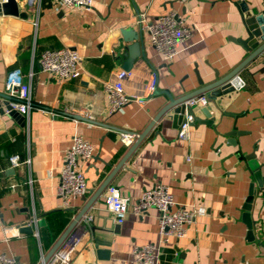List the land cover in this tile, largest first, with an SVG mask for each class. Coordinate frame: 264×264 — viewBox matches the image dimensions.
Instances as JSON below:
<instances>
[{"label": "crops", "instance_id": "1", "mask_svg": "<svg viewBox=\"0 0 264 264\" xmlns=\"http://www.w3.org/2000/svg\"><path fill=\"white\" fill-rule=\"evenodd\" d=\"M240 1L250 10H264V0H94L91 10H68L57 0H23L25 18L0 14V92L8 75L20 70L32 103L23 120L0 113V254L41 264L125 159L136 141L132 133L148 130L110 185L134 204L162 184L179 207H204L206 214L184 238L163 242L156 208L140 216L130 211L118 224L102 193L66 238L77 246L71 264H138L134 248L152 244L160 248L157 264H264V54L240 72L244 85L225 111L211 104L213 125L193 122L182 139L178 120H157L168 95L176 99L191 93L200 87L199 79L212 83L216 73L223 77L248 57L236 42L246 37L236 6ZM169 13L191 30L172 61L156 51L139 23L141 14L155 22ZM123 29L143 35L144 54L135 59L123 89L144 101L112 112L108 87L131 45ZM50 48L77 51L81 75L60 82L44 72L40 56ZM196 116L205 119L201 109ZM99 123L131 132V145L122 142L123 132ZM75 135L92 145L93 157L79 164L86 191L64 203L58 186ZM13 156H19L20 166H12ZM257 170L263 178L257 179ZM251 185L253 235L243 216ZM25 223L33 233L20 232ZM95 240L108 251L107 259L98 258Z\"/></svg>", "mask_w": 264, "mask_h": 264}, {"label": "built area", "instance_id": "2", "mask_svg": "<svg viewBox=\"0 0 264 264\" xmlns=\"http://www.w3.org/2000/svg\"><path fill=\"white\" fill-rule=\"evenodd\" d=\"M68 10H91L94 0H57ZM186 3L188 0H179ZM140 25L148 31L149 41L156 51L167 61H172L178 54L179 46L189 39L191 30L184 24V20L174 13L159 16L155 22H149L146 14L140 15ZM81 55L70 48H50L40 56V64L44 72L55 77L60 82L76 79L81 75ZM131 76L130 71L119 70L115 74V81L108 87L109 99L112 104V112L131 103H143V99L129 96L124 93V81ZM155 89V82L149 86ZM30 85L25 83L24 74L20 70L13 71L8 75L4 94L10 98V109L2 105L3 113L9 114L12 110L22 115H27L32 107L30 99ZM206 95H199L188 99L185 105L193 108L196 115L197 109L209 105ZM0 113L1 108H0ZM194 121L193 115H185L180 125L179 137L185 139L188 136L190 126ZM122 142L131 145L133 136L122 133ZM93 157L92 145L79 135H75L71 147L66 153L64 167L60 175L58 195L66 203V199L72 195H82L87 189L84 174L79 170V164ZM13 167L22 164L19 156L10 158ZM103 201L106 209L114 214L118 224H123L126 215L132 211L140 216L150 208L158 210L159 234L163 242L170 239H182L185 237L189 227L196 219L206 214L204 207H179L171 194L169 188L159 184L154 189L145 191L134 203L129 197L121 195L119 190L109 185L103 192ZM77 251L76 244L65 242L46 264H71ZM160 248L154 244L135 247L133 256L138 264H157ZM0 264H22L14 257L0 254Z\"/></svg>", "mask_w": 264, "mask_h": 264}, {"label": "water", "instance_id": "3", "mask_svg": "<svg viewBox=\"0 0 264 264\" xmlns=\"http://www.w3.org/2000/svg\"><path fill=\"white\" fill-rule=\"evenodd\" d=\"M23 0H5L0 3V14L4 15H14L19 16L21 18H25L26 15L21 11L19 3H22ZM237 8L240 10L242 17H243V24L246 33L245 38L237 39L236 42L239 43L245 51L249 53L248 57L240 63L235 69L229 72L227 75L220 77L219 74L216 73V79L212 83L205 84L204 81L201 79L198 80L199 88L195 91L185 94L182 97L174 99L171 95H168L169 100L168 102L161 108L157 115V120L163 116H166L168 119H173L174 121H179L180 124L184 120V116L193 115L194 121L198 123H203L205 125H213L214 119L212 115V108L211 104L217 105L219 109L225 111V106L231 103L233 99L236 97L238 91L243 87L244 83L240 77V72L247 68L252 61H254L258 56L264 54V10L260 13L258 9H249V5L245 1H240L236 3ZM123 39L126 43H131L129 47H127V61L123 65V69L129 71L132 68V65L135 62V59L139 56L143 55L144 52V39L141 33H136L133 29H123L122 30ZM199 95H206L209 101V105L201 109L202 113L205 116V119H200L194 113L193 108L188 107L185 105V102L195 96ZM0 99L4 100V104L6 105V109H10L9 101L10 98L6 96L4 93L0 92ZM1 112L2 110V103H0ZM9 115L14 117L17 120L24 119L25 115L18 113L17 111L12 110ZM239 116H234L237 120ZM89 122H94L88 120ZM99 125L104 126L106 128L120 131L115 127H111L108 125ZM123 133H130L128 131H120ZM237 132L236 123L234 125L233 132L230 135H235ZM148 130L142 134L132 133L133 136L136 138L135 143L129 149L125 159L120 163L117 169L114 170L111 177L107 179L97 191L93 199L87 203V205L83 208V210L79 213L75 221L71 223L69 228L61 235V237L54 243L53 247L44 257L43 262L41 264L48 263L56 251L66 242V238L72 229V227L81 220V218L86 214L88 209L91 205L99 198V196L104 192V190L110 185L113 175L119 171L122 167L123 163L127 160V158L136 150V148L140 145L143 139L146 137ZM257 179L263 178L261 177L260 170L255 172ZM255 198V190L253 185H251L249 190V195L246 199L245 205L243 206L244 213V222L249 229V234L253 235V221L251 219V211L253 207V202ZM19 230L22 233H33V228L29 226L27 223L22 224L19 226ZM99 240H95V251L98 255L99 259H107L108 258V251H101L99 249L100 245Z\"/></svg>", "mask_w": 264, "mask_h": 264}]
</instances>
